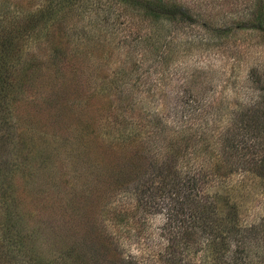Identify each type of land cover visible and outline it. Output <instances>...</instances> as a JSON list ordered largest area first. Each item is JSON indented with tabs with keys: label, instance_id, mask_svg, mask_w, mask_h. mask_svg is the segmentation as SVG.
<instances>
[{
	"label": "rangeland",
	"instance_id": "374dc122",
	"mask_svg": "<svg viewBox=\"0 0 264 264\" xmlns=\"http://www.w3.org/2000/svg\"><path fill=\"white\" fill-rule=\"evenodd\" d=\"M4 1H9L7 10L14 17L49 11L51 3L0 0V4ZM189 1L210 15L219 8L210 0ZM231 5L227 3L222 8L231 10ZM245 6L242 0L235 4L240 9ZM54 8L48 34L25 46L21 85L14 91L15 119L26 135L0 139V264H30L24 260L23 251L11 250L3 238L2 219L6 204L12 202L11 196L16 198L22 213L17 222L26 225L27 230L38 229L35 244L45 258L59 255L53 252L59 248L61 252L68 250L65 239L70 231L66 233L61 227L66 223L72 227L74 238L83 241V248L94 250L95 245L89 240L100 236L96 242L104 245L102 250L107 254L112 251V241L124 254V264H168L165 255L159 258L155 247L161 215L148 217L143 225L144 218L134 210L135 200L122 199V195L113 198L115 201L104 208V213L96 205L87 210L90 216L84 212L89 196L94 198L93 204L98 203L96 173L102 167L98 161L111 172L117 166L137 165L138 155L128 156L118 145L111 144L113 141L109 142V126L118 113L123 119L150 118L154 109L168 114L167 105H157L154 100H160V93L175 92L196 68H213V75L222 86L217 97L225 101L226 108L231 110L245 103L249 96L245 87L248 70L256 65L264 69V40L260 43L257 34L241 31L236 40H231L236 53L230 55L215 49L219 42L211 41L206 29L178 24L171 26L166 41L157 42L162 44L161 50L156 51L149 44L147 49L151 51L142 57L137 39L147 30L150 33L151 27L147 28L145 21L123 5L114 0H92L81 3L79 8H62L61 12L58 5ZM239 178L234 176L231 181ZM216 187L223 186L213 189ZM238 188L244 193L241 220L251 223L264 217V194L250 191L249 186ZM127 204L131 215L122 226H116L117 213L122 214L125 209L115 206L126 208ZM103 226L107 236L116 237L119 245L115 239L100 235ZM56 227L63 242L54 246L49 235L51 228ZM193 258L196 264H206L200 252ZM89 262L99 264L94 259ZM254 262L264 264V259L254 255ZM57 264H66V260L61 256Z\"/></svg>",
	"mask_w": 264,
	"mask_h": 264
},
{
	"label": "trees",
	"instance_id": "16d2710c",
	"mask_svg": "<svg viewBox=\"0 0 264 264\" xmlns=\"http://www.w3.org/2000/svg\"><path fill=\"white\" fill-rule=\"evenodd\" d=\"M91 1L51 0L49 11L19 17L7 10L9 1L0 4L4 9L0 8V139L26 135V131L20 130L12 107L26 62L25 46L51 30L54 7L58 5L61 12L62 8H79L81 3ZM114 1L145 21L147 28L151 27L150 33L147 30L137 39L142 57L151 51L147 49L149 44L154 50H161L160 43L166 41L171 26L178 24L206 29L211 41L219 42L212 46L230 55L236 53L231 40H236L241 31L257 34L260 43L264 40V0H242L246 6L241 9L235 7L240 0H210L219 7L211 15L189 0ZM227 3L232 4L231 10L222 8ZM134 18L129 20L135 21ZM53 49L58 50L56 45ZM212 71L213 68L193 69L175 92L160 93L163 101H154L167 105L168 114L156 109L146 119H123L117 114L116 121L109 126L108 140L128 156L138 155L137 165L117 166L111 172L98 161L102 165L96 173L98 203L93 204L94 198L89 196L84 210L88 213L96 205L104 213V208L115 201L113 198L122 195V199L135 200L134 210L144 218L143 225L148 217L161 215L155 247L159 258L166 256L168 264H196L193 255L198 252L206 264H256L254 255L264 259V217L251 223L241 220L244 193L238 188L249 186L250 191L264 194V69L256 65L248 70L245 87L249 96L245 103L231 110L217 97L222 86ZM234 176L240 180L231 181ZM214 186L223 187L213 189ZM10 198L12 202L6 204L2 219L3 238L11 250L23 251L24 260L30 264H57L61 256L66 264H91V259L99 264H124V254L112 241L108 254L102 250L104 245L97 243L100 236L89 240L95 245L94 250L83 248V241L74 238L72 227L66 223L61 227L66 233L70 231L65 239L68 250L61 252L55 247L53 252L59 255L45 258L35 244L38 229L27 230L26 225L17 222L22 213L16 198ZM124 206H115L125 209L122 214L117 213L116 226H122L131 215L129 204ZM56 228H51L49 235L54 246L63 242ZM101 228L103 238L115 239L119 245L116 237L107 236L104 226ZM72 236L74 241L70 244Z\"/></svg>",
	"mask_w": 264,
	"mask_h": 264
}]
</instances>
